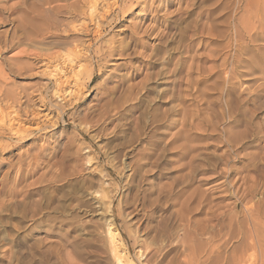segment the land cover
<instances>
[{"label":"rangeland","instance_id":"1","mask_svg":"<svg viewBox=\"0 0 264 264\" xmlns=\"http://www.w3.org/2000/svg\"><path fill=\"white\" fill-rule=\"evenodd\" d=\"M72 2L0 0V264H264V0H119L95 42ZM68 42L70 106L41 67Z\"/></svg>","mask_w":264,"mask_h":264},{"label":"bare ground","instance_id":"2","mask_svg":"<svg viewBox=\"0 0 264 264\" xmlns=\"http://www.w3.org/2000/svg\"><path fill=\"white\" fill-rule=\"evenodd\" d=\"M106 0H102L101 2H103V6H101V7H99L100 6V2L98 1V0H75V2H72V3H68L67 5H66V7H65V9H66V17H67V15L72 19V20H75V19H81V18H83V19H87V21L88 22H86V23H83V24H80V25H74V23L75 22H69V29H70V31L73 33V34H75L76 35V37L77 38H79V36H84V37H90L91 36V39H89V41H93V42H95V41H98V40H100L101 39V37L103 36L102 35V32H104V29H105V26H110L109 25V23H108V21L107 20H109L108 19V14H111V12L112 11H118L119 13H122L123 14V9L121 8V6L119 5V0H114L113 2H112V4H109L108 2H106V3H104ZM27 2V1H26ZM63 8H64V6H63ZM63 8H52V10H51V12L52 13H54L55 11H59V10H61V9H63ZM60 12V11H59ZM64 13V12H63ZM56 14V13H55ZM55 14H54V16H55ZM39 16V15H38ZM64 16V15H63ZM111 16V15H110ZM40 18H41V16H39ZM32 20V19H31ZM35 20V18L33 19V21ZM70 19H68V21H69ZM82 20V19H81ZM37 21V20H36ZM59 21V20H58ZM57 21V22H58ZM67 21V20H66ZM76 21V20H75ZM80 21V20H79ZM113 21V20H112ZM35 22V21H34ZM48 22V21H47ZM28 23H29V21H28ZM28 23H27V25H26V27H29L30 25H31V23H29V25H28ZM40 23V22H39ZM78 23V22H77ZM35 24V23H34ZM67 24H68V22H67ZM76 24V23H75ZM33 26V24L31 25V27ZM39 26V25H38ZM60 27V26H59ZM67 27V26H66ZM30 28V27H29ZM65 28V27H64ZM64 28H63V30H64ZM37 29V28H36ZM66 30V29H65ZM16 31L18 32H20V35H22L21 37H22V39H27V38H29L30 37V35L32 34V33H36V31H35V29H33L32 28V30H31V32L29 33V29L27 28V31H26V28L24 27V25L23 24H18V26H17V29H16ZM15 31V32H16ZM69 31V30H68ZM13 33H14V30H13ZM66 33H68V32H66ZM66 33H63V35L64 34H66ZM67 35V34H66ZM65 35V36H66ZM102 35V36H101ZM13 37H14V35H13ZM17 37H19V35L17 36ZM17 37H15V39H16V41H17V44H19L20 42H22V39H20V38H17ZM11 38V37H10ZM66 38H67V36H66ZM4 39V38H3ZM79 40V39H78ZM11 41V40H10ZM75 41V40H74ZM34 42H36V41H34ZM44 42V41H43ZM70 42V41H69ZM69 42L68 43H65L64 44V47H65V49H67L66 47H68L70 44H69ZM3 43V42H2ZM6 43H7V41H6ZM11 45H14V40H12L11 42ZM31 43H32V41H31ZM79 43V42H78ZM78 43H76V44H78ZM89 43V42H88ZM107 43V42H106ZM109 43V42H108ZM61 44V43H60ZM43 46V45H42ZM74 47L73 48H70V49H67L66 50V53L65 54H58V55H60L59 56V58L58 59H60V62H61V60H62V63H63V68L62 69H56V68H54L55 67V65H54V67H53V69L52 68H50V67H48L47 65H49L50 63H49V60H48V58L47 57H44V59L47 61L48 60V63H46L45 65H40L41 67H43V66H45V67H43V69H44V71L45 70H47L46 72H47V74H48V76H49V78L51 77L52 78V80H53V90L51 89V91H52V95H53V97H55L57 100H59V101H67L68 103V105L70 106V105H74V104H76V103H78V102H80L83 98H84V92H86V85L84 84V83H80L79 82V79H78V77H77V74L76 73H79V71H80V69L84 66H82V67H80L81 66V64H79V59L81 58H85L84 60H87L88 62H89V60L90 61H92L94 58H95V56H94V53L92 52V51H90V50H88V51H85L84 52V50H86V49H81V48H79L80 46H76V45H73ZM13 47V46H12ZM41 47V46H40ZM39 47V48H40ZM52 47V46H51ZM92 47V46H91ZM103 47V46H102ZM9 48V47H8ZM43 48V47H42ZM63 49V48H62ZM92 49V48H91ZM41 50V49H40ZM47 50V49H46ZM65 51V50H64ZM94 51V50H93ZM102 51V50H101ZM104 51V55L105 54H109V56L110 55H114V54H116V52H118V50H117V47H113V46H111V45H107L106 47H105V49L103 50ZM100 52V51H99ZM97 53V52H96ZM102 53V52H101ZM21 55V54H20ZM26 56V55H25ZM42 56V55H41ZM98 56V55H97ZM102 56V55H101ZM101 56H100V58H101ZM99 57V56H98ZM102 57H104V56H102ZM41 58V61H43L42 60V58H43V56L42 57H40ZM40 58H38V59H40ZM53 58V57H52ZM55 59L57 58V57H54ZM53 58V59H54ZM99 58V61L101 60ZM35 59V58H34ZM98 59V58H97ZM13 61V60H12ZM50 61H51V58H50ZM54 61H56V60H54ZM58 61V60H57ZM40 62V61H39ZM45 62V61H44ZM23 63V62H22ZM41 63V62H40ZM55 63V62H54ZM90 63V62H89ZM102 63V62H101ZM15 64V63H14ZM16 64H17V62H16ZM42 64V63H41ZM57 65V64H56ZM53 66V65H52ZM57 66H59V64L57 65ZM61 68V67H60ZM72 68V69H71ZM85 67H83V69H82V71L83 70H87V69H84ZM42 69V70H43ZM52 69V70H51ZM95 69V68H94ZM42 70H40V71H42ZM99 70V69H98ZM29 71V70H28ZM69 71V72H68ZM80 72L81 74H83V72H85V71H83V72ZM37 72V71H36ZM87 72V71H86ZM88 73V72H87ZM94 72H93V68H92V70L90 71V73H89V75H87L86 77V79L87 80H89V82H90V80H92V78H93V74ZM187 73V72H186ZM43 75H45V74H43ZM82 76H84V75H82ZM205 76V75H204ZM43 77V76H42ZM45 77H46V75H45ZM80 77H81V75H80ZM84 77H82V79H83ZM94 79V78H93ZM86 81V80H85ZM88 82V81H87ZM91 83V82H90ZM126 88H127V86H126ZM111 91V90H110ZM7 93V92H6ZM106 93V92H105ZM118 93V92H117ZM5 94V93H4ZM4 94H2V95H4ZM41 94V93H40ZM114 94V93H113ZM117 95V94H116ZM6 97H7V95H6ZM8 97H9V95H8ZM12 97V96H11ZM116 97V96H115ZM111 98V97H110ZM105 99H107L108 101H110V99H109V95H106L105 96V94H103V95H101V98L99 99V100H105ZM12 100V99H11ZM40 100H42V99H40ZM116 100V99H115ZM29 101V100H28ZM12 102V101H11ZM115 102V101H114ZM102 103H103V101H102ZM40 104H41V106H45V104L43 103V101H40ZM109 104V103H108ZM116 104V103H115ZM7 105V104H6ZM8 106H10L11 108H12V106L11 105H8ZM8 106H7V108H8ZM107 106V105H106ZM114 106V105H113ZM116 106V105H115ZM121 106V105H120ZM103 107V106H102ZM110 107V106H109ZM6 108V109H7ZM11 108H8L9 110V112H10V110H12L10 113L8 112V114H7V110L5 109V111L3 110V112H6L5 114H7V115H2L3 114V112L2 113H0V122L2 123H4L3 125H6V124H8L7 126H8V129H10V127L12 126V125H14V124H18L19 123V121H20V118H21V116L20 115H18V112L17 111H13V109H11ZM13 108H15V107H13ZM66 108V107H65ZM99 108V107H98ZM2 109V108H1ZM0 109V111H2ZM16 109V108H15ZM116 109H117V106H116ZM33 110V109H32ZM109 110V109H108ZM35 111V110H34ZM65 109H64V111H62V113L64 114L65 113ZM27 112V111H26ZM99 112V111H98ZM23 113H24V111H23ZM35 113H36V111H35ZM40 113L41 112H37V114H34L33 112H31V110H30V113H24V114H27L28 116H31V120H34V119H36V118H43V119H47V117L49 116V114L47 113V114H42V115H40ZM61 113V112H60ZM122 115V114H121ZM24 117V116H23ZM25 117H26V115H25ZM108 117V116H107ZM27 118H29V117H27ZM49 118V117H48ZM113 118V117H112ZM62 119H63V115H62ZM30 120V119H29ZM114 120V119H113ZM25 121V120H24ZM23 121V122H24ZM47 121V120H46ZM6 122H8V123H6ZM22 121H20V123H21ZM6 123V124H5ZM134 123V122H133ZM23 124V123H22ZM28 124H30V123H28ZM35 124V123H34ZM3 125H2V127L1 128H3ZM43 125H44V123H43ZM18 126V125H17ZM16 126V127H17ZM21 126V125H20ZM37 126V125H36ZM13 128L15 127V126H12ZM23 126H21V128H22ZM30 127V126H29ZM34 127V126H33ZM7 128V127H6ZM20 128V127H19ZM24 128V127H23ZM26 128V127H25ZM32 128V127H31ZM31 128H27V129H19L17 132L18 133H23V134H25L27 131H29ZM15 129V128H14ZM16 129H18V128H16ZM15 131V130H14ZM13 132V131H12ZM11 133V132H10ZM20 136V135H19ZM21 136H22V134H21ZM79 148V147H78ZM4 162V161H3ZM12 167V166H11ZM96 196V195H95ZM233 223V222H232ZM239 223V222H238ZM231 225V224H230ZM233 226H234V224H233ZM128 229V228H127ZM201 231V230H200ZM108 234H109V239L112 241L113 239H114V237H115V235L113 236L112 235V232L109 230L108 231ZM236 234V233H235ZM248 235V234H247ZM248 240H249V243H248V245H247V249L248 250H251L252 252H254L255 250V242H256V239H255V235H254V233L253 232H251V233H249V235H248ZM114 241V240H113ZM113 243V242H112ZM189 246H191V245H189ZM114 250H116V249H114ZM184 250V249H183ZM113 253V252H112ZM250 253V252H249ZM138 255L140 256V257H142V256H144L143 254H140V252L138 251ZM116 256V255H115ZM250 256V258L252 259L251 261L253 262L254 261V254L252 253L251 255H249ZM121 259H122V257L120 258V257H117L116 256V258H115V260H116V264H123L122 263V261H121ZM244 260V259H243ZM150 261L151 260H148L146 263L147 264H150ZM220 261V260H219ZM239 261H241L238 257H237V259L235 260V261H233V262H239ZM251 263V262H250ZM125 264V263H124ZM217 264V263H216ZM252 264V263H251Z\"/></svg>","mask_w":264,"mask_h":264}]
</instances>
